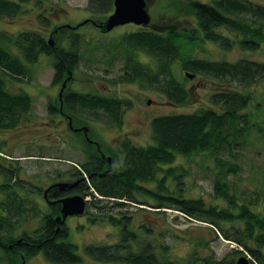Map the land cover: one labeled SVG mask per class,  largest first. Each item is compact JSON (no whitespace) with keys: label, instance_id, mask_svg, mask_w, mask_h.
<instances>
[{"label":"trees","instance_id":"obj_1","mask_svg":"<svg viewBox=\"0 0 264 264\" xmlns=\"http://www.w3.org/2000/svg\"><path fill=\"white\" fill-rule=\"evenodd\" d=\"M28 2L0 0V19L20 15ZM36 2L42 3L40 0ZM170 6L175 12L174 17L189 14L194 19V25L184 28H176L172 24L150 25V28L140 26L137 30L124 33L112 43L95 47L105 50L103 60L107 64L121 59V72L113 82L144 83L164 95L170 103L185 104L189 92L173 72L174 63L180 61L181 69L191 71L192 74H202L222 82H236L238 86L234 87L236 89L212 93L210 103L213 107L153 117L150 131L154 144L136 146L128 139H123L118 145V153L123 154V160L111 164L117 170H93L96 165L92 162L83 163L80 173L87 176V183L85 187L79 185L77 192L87 190L95 200L90 204L98 208L101 206L96 203L102 199L114 201L117 207H121L127 203L125 200L136 202L135 194L142 193L154 198L159 207L173 208L186 217L210 223L224 239L235 242L242 250L232 249L231 254L222 259H198L195 254H191L190 259L185 261L171 258L167 254V246H163V252L159 254L149 240L140 242L137 249L132 250L131 242L136 244L139 240L130 229L132 215L116 216L112 213H103L101 218L120 228L117 242L87 244L84 249L96 261L110 263L236 264L234 256L245 253L251 259L250 264H264V212H255L249 204L236 202L226 175L236 173L240 166L217 157L224 148L240 145L246 132L256 126L255 122H251V113L245 111L251 94L243 89L264 78V62L246 58L214 61L190 55L192 48L203 42L217 43L224 50H229L235 44L243 50H257L264 45V4L253 0H178L167 7ZM86 9L95 15L109 14L113 11V0H87ZM37 19L43 25L50 24L49 18L42 12L37 13ZM100 29L106 32L104 26ZM49 35L53 46L40 31H23L8 36L0 30V129L15 127L32 105V99L27 93H11L7 90V77L17 80L27 76L28 64L34 63L41 53L53 58L51 83L61 86L66 82L61 98L49 101L50 114L60 112L76 120L74 113H84V116H91L95 121L114 127L121 126L123 113L130 106L129 100L66 90L73 72L85 56L80 50L83 35L65 24L55 26ZM66 42L67 45L63 44ZM8 44L13 45L21 55L10 51ZM89 45L88 42L85 46L88 48ZM140 55L151 58L152 65L141 62ZM200 152H210L216 156L220 169L214 179V191L229 204L226 208L206 204L201 198L185 196L181 179L183 174L172 167L165 169L163 177H157V172L162 169L160 165L172 163L176 155L189 156ZM1 159L0 248L4 257L0 256V259L5 264H23L24 260L42 252L53 263H79L81 258L76 252L77 247L68 241L67 226L55 220L58 212L43 214L36 228L23 231L19 238H13V233L22 224L21 217L25 212L30 217L38 216L40 212L35 202L26 205V199L20 191H27L28 197L29 192L37 194L41 188L29 179L21 178L19 168L12 162L4 159L2 162ZM169 176L175 182L173 190L165 182ZM150 181L156 182L155 189L143 184ZM93 192L101 198H96ZM220 223H230L232 226L223 229ZM146 231L150 232V229ZM3 233L9 237L3 236Z\"/></svg>","mask_w":264,"mask_h":264},{"label":"rangeland","instance_id":"obj_2","mask_svg":"<svg viewBox=\"0 0 264 264\" xmlns=\"http://www.w3.org/2000/svg\"><path fill=\"white\" fill-rule=\"evenodd\" d=\"M36 1L38 0H29L20 15L0 19V30L8 36H15L23 31H40L46 38L52 39L49 33L55 26L65 24L73 27L84 22L78 28H74V31L83 35L80 50L85 56L73 72L66 90L113 96L129 100L130 106L125 109L119 127L95 121L88 115L81 117L82 121L72 120V123L73 125L82 124L86 128L84 131L87 130L89 141L97 143L99 149L105 154L113 152L121 161L123 154L118 153V145L123 139H128L136 146L154 144L150 131V121L153 117L190 113L202 107H213L210 103L212 93L230 88L236 89L234 87L238 86L236 82H222L202 74H194L193 78H187L184 72L191 71L181 69L180 61L174 63L173 72L177 79L183 81L189 92L185 104L170 103L164 95L144 83L113 82L121 72V59L107 64L103 60L105 50L101 47L95 49V47L112 43L124 33L137 30L140 26L127 23L103 32L99 27L100 22L105 21L112 11L106 15L91 14L86 9L87 0H40L41 4ZM145 1L150 23L144 27L172 24L176 28H184L194 25L191 15L179 14L174 17L175 12L172 7H167L178 0ZM253 1L264 4V0ZM41 12L49 18V26L43 25L37 19V13ZM225 34L228 33L225 32ZM88 42L90 45L87 48L85 45ZM63 44L67 45V42ZM7 46L10 51L18 53L13 45L8 44ZM190 55L214 61H235L246 58L264 62V45L257 50H243L235 44L229 50H224L217 43L203 42L200 46L192 48ZM139 59L143 63L152 65V59L146 55H140ZM52 60L51 56L41 53L34 63L28 64L27 76L17 80L10 77L6 79L7 90L11 93H27L32 99V105L15 127L0 129V158L2 162L3 159L6 162H12L19 168L21 178L29 179L28 181L41 188L37 194L29 192L28 197L27 191H20L26 199V205H30L31 201L35 202L40 212L35 217H30V214L25 212L21 217L22 224L13 233V238H19L23 231H32L36 228L43 214L58 212L59 215L61 204L47 205L41 197L43 188L55 182L77 180L82 176L84 183H87V176L80 173L81 165L88 160L87 157L95 153L93 146L83 138L82 134L68 128L67 119L61 113L50 114L48 112L49 101H54L59 97L61 89L60 85L51 83L54 73ZM243 90L251 94V100L245 111L251 113L253 117L251 122H255L256 126H252L246 132L240 145L224 148L217 157L240 166L236 173L226 175L231 186L230 191L235 195L236 202L247 203L253 211L262 213L264 212V78ZM148 100L150 103H147ZM160 166L162 169L157 172L158 178L163 177L165 169L170 167L183 174L181 179L185 196L201 198L206 204L217 207L229 206L226 200L214 191V179L220 166L216 163V156L212 153L200 152L189 156L178 154L172 163ZM165 182L169 189L175 188L172 176H169ZM143 184L150 189L156 188L154 181ZM89 191L92 189L89 188ZM57 192V188L50 191V193ZM74 194L87 199L82 214L68 216L63 222L68 228V241L76 245V252L81 258V261L76 264H125L96 261L84 249L87 244H113L119 239L120 228L111 225L107 219L101 218L103 213H112L116 216L132 215L130 229L139 239L136 244L131 242L132 250H136L140 242L149 240L159 254L163 252V246H167V254L180 261L190 259L191 254H195L198 259H222L231 254L232 249L242 250L235 242L224 239L210 223L186 217L182 212L173 208L159 207L160 205L154 198L142 193L135 194L136 202L125 200L127 203L121 207H117L114 201L102 199L101 202L96 203L101 206L99 208L90 204L94 200L92 195ZM93 195L101 198L95 192ZM92 218L97 219L94 221ZM220 224L223 229L232 226L230 223ZM234 224L236 226V223ZM148 229L150 232L146 231ZM3 234L9 237L7 233ZM242 255L245 256V253L235 255V261ZM0 256L4 257L1 248ZM0 264H5V261L0 259ZM23 264L60 263L47 260L43 253L39 252L24 260Z\"/></svg>","mask_w":264,"mask_h":264},{"label":"water","instance_id":"obj_3","mask_svg":"<svg viewBox=\"0 0 264 264\" xmlns=\"http://www.w3.org/2000/svg\"><path fill=\"white\" fill-rule=\"evenodd\" d=\"M84 22L76 24L73 28H78ZM127 23H133L137 26H146L150 23V16L146 11V1L145 0H113V11L107 17L103 24H100L99 27L104 26L105 31H109L115 26L123 25ZM48 43L53 46V41L48 39ZM184 76L187 78H193L194 74L190 72H184ZM66 86V82L61 84V89L59 92V98H61L62 91ZM150 103V100L147 101ZM111 157H108L110 161ZM78 183V180L72 183L67 182H57L49 186L47 190L53 186L58 187L60 191L65 190L66 188H72ZM46 190V191H47ZM45 191V193H46ZM44 193V195H45ZM54 202H59L61 208L59 215L55 217V220L58 222H64L66 217L71 215H80L84 212L87 199L81 195L74 194L65 196ZM236 264H250V261L245 256H239L236 259Z\"/></svg>","mask_w":264,"mask_h":264},{"label":"flooded vegetation","instance_id":"obj_4","mask_svg":"<svg viewBox=\"0 0 264 264\" xmlns=\"http://www.w3.org/2000/svg\"><path fill=\"white\" fill-rule=\"evenodd\" d=\"M60 113V112H59ZM66 119H67V126H68V128L69 129H71L72 131H74V132H78L79 134H82L83 135V138L84 139H86V141L90 144V145H92L93 146V148H94V150H95V153H94V155H92V156H89V157H87V161L86 162H88V161H90V162H92L94 165H96V167L93 169V170H117L116 168H112L111 167V164L112 163H117V161L119 160L118 158L116 159V155L113 153V152H111L110 154H105V153H103L100 149H99V147H98V144L97 143H95V142H93V141H89V139H88V137H87V130L86 131H84V129H86L82 124L81 125H73V123H72V119L68 116V115H66V114H64V113H61ZM74 116H76L75 117V119L78 121H82L83 119L81 118V117H86V116H84V113H80V114H75L74 113ZM69 120H70V124H69ZM82 143L84 144V142L82 141ZM86 145V144H85ZM84 146V145H83ZM117 154V153H116ZM108 157H111L110 158V161H108ZM116 159V160H115ZM99 164V165H98ZM81 170V169H80ZM78 180V183L74 186V187H72L71 189L70 188H66L65 190H63V191H60L59 189H58V187H56V186H54V187H51V188H49L48 190H47V188L49 187V186H51V185H53L54 183H52V184H50V185H48L47 187H45V188H43V193H42V195H41V197H42V199L43 200H45V202L47 203V205H55V204H60L59 202H54L55 200H58V199H60V198H63V197H65V196H69V195H74V193H78L77 192V188H78V186L80 185V186H82V187H85V183H84V177L82 176L80 179H77ZM77 180H71L70 182H67V183H72V182H75V181H77ZM63 182H65V181H63ZM56 183V182H55ZM53 188H57V190H58V192L57 193H50V191L53 189ZM47 190V191H46ZM45 191H46V193H45ZM44 193H45V195H44ZM61 194V195H60ZM82 194L83 195H85V194H89L88 193V191L86 190V191H84L83 189H82ZM60 211V210H59ZM58 215V214H57ZM56 215V216H57Z\"/></svg>","mask_w":264,"mask_h":264},{"label":"built area","instance_id":"obj_5","mask_svg":"<svg viewBox=\"0 0 264 264\" xmlns=\"http://www.w3.org/2000/svg\"><path fill=\"white\" fill-rule=\"evenodd\" d=\"M247 255V254H246ZM247 257H249L248 255H247Z\"/></svg>","mask_w":264,"mask_h":264}]
</instances>
